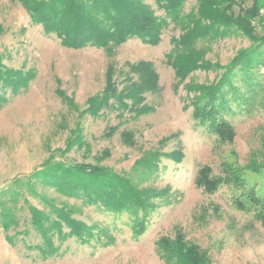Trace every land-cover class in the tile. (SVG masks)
<instances>
[{"label":"rangeland","instance_id":"rangeland-1","mask_svg":"<svg viewBox=\"0 0 264 264\" xmlns=\"http://www.w3.org/2000/svg\"><path fill=\"white\" fill-rule=\"evenodd\" d=\"M144 2L166 20L156 44L134 37L71 48L46 34L22 0H0L2 62L26 79L16 92L12 80L0 79V190L48 162L108 169L129 177L137 195L123 198L110 188L104 195L123 205L114 210L94 196L39 183L47 202L28 198L48 213L55 206L75 223L41 230L23 220L10 230V243L0 226V264H185L182 244L197 246L211 264H264L262 212L247 202L239 206L248 201L245 191H260L255 185L264 182V172L245 173L243 189L229 174L230 166L246 165L253 150L264 152V88L252 94L264 87V63L253 68L258 84L251 87L235 71L237 89L219 113L235 133L222 140L204 125L202 104L207 88L251 41L232 35L203 43L191 36L186 45L198 60L187 71L180 61L186 51L175 40L195 26L196 0H188L175 21L155 0Z\"/></svg>","mask_w":264,"mask_h":264},{"label":"trees","instance_id":"trees-1","mask_svg":"<svg viewBox=\"0 0 264 264\" xmlns=\"http://www.w3.org/2000/svg\"><path fill=\"white\" fill-rule=\"evenodd\" d=\"M22 1L31 18L43 27L46 34H55L64 46L71 48H83L88 45L106 47L109 43L120 44L134 37H140L145 43L156 44L161 30L166 27L165 18L156 15L155 10L144 0ZM187 1L155 0V3L158 8L165 11V16L175 21L180 18ZM192 11L193 14L190 16L195 26L175 40L176 48L181 47L186 51L182 54L180 61L187 71L195 67L198 60V56L193 55L190 47L186 45L187 39L189 40L191 36L193 41L196 39L203 43H212L232 35H241L251 41L249 47L241 48L230 60L225 68L224 78L222 76L219 82L207 88V98L202 104V115L206 118L204 125L207 124L209 128L218 132L222 140L230 141L234 137V127L228 120L220 118L219 113L222 108L229 105L228 94L237 89L233 79L235 71L240 69L241 73L237 74V77H241L249 87L258 84L253 79V68L257 64L264 63L261 49L264 46V0H196V7ZM2 60L0 54V79L6 85L12 80L11 89L16 92L24 85L23 82H26V79L22 72L7 66L5 68ZM262 88H264L263 85H260L259 90H253L252 94L258 95L262 92L260 91ZM238 94L237 92L234 96L235 101L241 99L237 96ZM262 97L264 106V95ZM4 99L0 95V106ZM94 102L95 100L90 103L92 110L98 108ZM56 165L55 163L54 167L46 162L41 165L42 170H35L25 177L16 176L5 189L0 190V226L6 233L9 243L11 242L10 230L20 226L23 220L25 224L33 223L37 229L41 230H48V227L61 221L74 225L75 221L61 214L62 211L55 206H52L51 213H48L46 209L39 208L28 198L30 195L33 198L39 197L45 200L37 188L39 183L56 186L82 198L88 199L94 196L106 205H114V210L122 208L123 205L119 201L120 198L118 200L115 197L109 200L112 196L104 195V192H109L110 188L122 192L123 198H137V195L133 194V183L129 177H123L102 167L90 166L89 169V166L85 164L69 167ZM230 168H232L229 169V172H232L229 173L232 175L230 182L238 185L239 189H243L245 173L264 172V152L253 150L246 165L230 166ZM204 176H209L208 172H205ZM64 179H66L65 183H61L60 180ZM255 186L260 187V191L255 192V187L245 191L243 195H248L250 199L246 198L248 201L245 202L240 201L239 206L244 209L248 203L249 209L253 208L257 212H262L261 215L257 213V217L264 220V210L260 209L264 208V182L257 183ZM21 198L24 203L22 205H20ZM139 206L144 210L146 203L142 202ZM25 211L26 214H20ZM55 214L59 218H56ZM138 221L142 223L141 219ZM180 255L185 264H211L207 254L194 245L190 247L182 244Z\"/></svg>","mask_w":264,"mask_h":264}]
</instances>
